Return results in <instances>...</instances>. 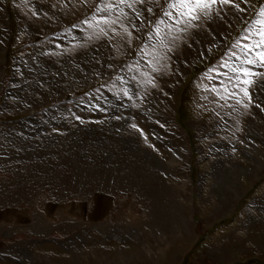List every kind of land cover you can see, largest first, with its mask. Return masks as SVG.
I'll use <instances>...</instances> for the list:
<instances>
[{
	"label": "rangeland",
	"instance_id": "rangeland-1",
	"mask_svg": "<svg viewBox=\"0 0 264 264\" xmlns=\"http://www.w3.org/2000/svg\"><path fill=\"white\" fill-rule=\"evenodd\" d=\"M34 2L53 9L50 12L47 11L49 8H41L42 11L37 12ZM117 2L118 0H3L1 4L0 10L4 15L7 13L8 18L5 23L0 17L1 29L5 23V29L1 30L4 43L0 49V68L5 71L2 86L0 85V141H3L0 147L8 144L4 143L8 138L4 135V130L13 129L22 137L25 134L23 126L38 119L42 121L36 124L48 125L46 134L48 131L63 135L65 130L56 122L50 121L49 117L61 109L65 112L66 123L71 127L76 129L79 125L86 126L88 141L91 140L92 131L93 134L109 136L102 130L101 123L106 119L114 120L116 132L113 130L111 135L117 146L108 155L89 143L80 144L82 141L77 140V136L72 137V144H67L71 148L70 159L58 162L50 155L55 161L54 163L49 157L48 161L54 165L51 172L40 170L44 167L41 164L46 163L42 157H31L30 160L34 161L31 163L36 164L40 170L37 174L39 178L31 179L29 182L32 184L29 183L25 189L19 186L20 181L15 171L23 168L26 160L18 155L10 158L3 166L7 165L11 170L8 174L0 166V196H8L0 198V264H80L83 259L91 257L90 263L102 264L94 261L95 255L103 259L104 264H121L123 259L127 261L141 257V244L148 245L149 242L152 246V258L149 255L147 261H139L138 264H169V261L172 264H264V207L260 208L263 204L260 201L264 197V169L259 176L252 175V179L248 178L249 170L252 169L250 166L253 167L255 163V156L248 149L255 144L258 150L264 152V64L246 63L253 56L244 47L260 40L255 33L261 28L257 21L261 19L259 13L264 8V0H231L230 3L216 0L209 9L210 16L201 14L199 20L191 22L180 17L177 10L169 8L172 0H145L143 4L136 3V11L142 13L139 17L127 7H123L125 16H121L119 8L98 11V8L108 3ZM66 3L69 6L66 7ZM234 5H238L239 10ZM147 8L152 11L148 12ZM53 11L60 12L63 20H56L55 15H52ZM169 11L173 13L172 16L165 15ZM105 17L115 23L105 25ZM75 31L80 33L78 40H66L62 37H68ZM213 40L217 41L210 45ZM104 43L109 46L108 56L93 54L94 60L98 62L100 59L97 64H104L106 61L109 63L103 72L108 71L104 79H94L84 73L86 68H83V71L76 72L77 78L70 80L71 82L63 80L58 86H53L52 90L44 83L48 79L47 74L39 77L36 82L32 79L31 89H26L24 93L16 90L15 81L23 77L22 69L15 62L17 58L26 57L36 48L46 49V58L56 62L53 66H48L47 73L51 77L56 72V65L64 67L59 65L63 64L60 59L65 53L73 58L81 52L91 56L92 51ZM88 65H92L90 61ZM40 68L38 70L41 72ZM243 70L256 75L245 77ZM125 77L133 82L131 88L125 82ZM245 79L254 80L248 87L250 100L241 91L245 87ZM79 80L81 84L77 82ZM168 80H177L178 89L170 91L164 85ZM108 94L117 99L114 102H123L126 106H119L112 114L110 105L105 104L103 111L99 107L96 112L94 102H89L90 96ZM153 97V106L164 117H168L170 113L165 99H172L174 128L171 123L160 119L157 124H153L143 117L141 110L150 105ZM251 121L254 122L253 125L250 124ZM158 128L162 129L159 133L156 132ZM253 130L259 131L260 135L255 137L253 132L249 136V132ZM32 139L34 150L46 145L40 135H35ZM249 140H254L253 144ZM54 141H50L52 147L58 143L57 139ZM188 142L192 147L190 149L186 147ZM132 150H137L135 155ZM175 158L186 162L187 170L192 174V185L188 187L191 191L182 183L187 173H183V176L166 173L171 170ZM76 161L81 162L84 173L76 170ZM126 163H129L128 170L133 177L141 178L144 171H148L155 176L161 175V178L166 176V181H163L164 185L158 181L151 183L147 194L150 198L147 205L151 212L148 211L144 216L129 212L126 217H120L116 229L118 233H114L116 235L112 237L101 233L106 228L111 230L112 226L103 229L99 226L112 221L117 209L126 211L134 201L136 205L141 202L136 187L128 186L131 192L123 191L126 199H120L121 202L117 195L120 192L111 190L118 181L116 165ZM219 163L224 168H218ZM235 165H242L246 171L241 173L238 182L243 190L240 192L242 195L235 201L230 197L228 208H224L219 214L209 215L219 206L220 195L213 189L215 173L234 181L235 175L231 171L235 169ZM26 166L29 167V163ZM120 176L122 179L126 177L123 182L129 180L128 175ZM167 183H170L169 186ZM40 194L43 197L37 200V197H41ZM192 195L195 212L187 203L188 197ZM169 197H175L178 201L180 198L181 201L175 204ZM191 215L193 219L189 221ZM131 222L132 225H129ZM130 226L132 227L129 228ZM181 227L185 228L182 236L178 233ZM156 252H160L158 257Z\"/></svg>",
	"mask_w": 264,
	"mask_h": 264
},
{
	"label": "bare ground",
	"instance_id": "bare-ground-1",
	"mask_svg": "<svg viewBox=\"0 0 264 264\" xmlns=\"http://www.w3.org/2000/svg\"><path fill=\"white\" fill-rule=\"evenodd\" d=\"M2 2H3V0H2ZM2 2L0 3V9H1V4H2ZM151 2V1H150ZM35 3V2H34ZM33 3V4H34ZM65 4V3H64ZM67 5H66V7L67 6H69L68 5V3H66ZM35 5L37 6V8H36V11L38 10V11H42V9H48L47 11H52V7H49V6H47V5H38L37 3H35ZM151 5V4H150ZM40 6V7H39ZM65 6V5H64ZM34 7V6H33ZM42 8V9H41ZM140 9V8H139ZM148 9V8H147ZM71 10V9H70ZM37 11V12H38ZM80 11V10H79ZM45 12V11H44ZM68 12V11H67ZM77 13V12H76ZM81 13H82V11H81ZM235 13L237 14V11H235ZM1 14H2V16H1ZM50 15V14H49ZM52 15H55L54 17H56V20H63L62 18H61V13L60 12H57V13H55L54 11L52 12ZM70 15V14H69ZM40 16V15H39ZM71 16V15H70ZM133 16V15H132ZM0 17H1V20H2V22H5L6 21V19L8 18V15H7V13L4 15L3 14V12H2V10H0ZM73 17V16H72ZM78 17V16H77ZM76 17V18H77ZM75 18V17H74ZM141 18V17H140ZM143 18V17H142ZM142 20V19H141ZM154 20V19H153ZM139 21V20H138ZM145 21V20H144ZM234 21V20H233ZM67 22V21H66ZM1 23V22H0ZM6 23V22H5ZM5 23H4V25L3 24H1V26L3 25V29H1V27H0V49H1V47L3 46V43H4V40L1 38V35L3 34V33H1L2 31L1 30H4L5 29ZM64 24V23H63ZM216 24V23H215ZM218 24V23H217ZM132 25H133V23H132ZM139 25V24H138ZM141 25V24H140ZM144 25V24H143ZM147 25V24H146ZM212 25H214V24H212ZM29 26V25H28ZM30 26H32L31 24H30ZM140 28V27H139ZM33 30V29H32ZM58 30V29H57ZM35 32V31H34ZM63 34V33H62ZM62 34H60V35H62ZM220 34V33H219ZM218 34V36L220 37V35ZM4 35V34H3ZM29 35V34H28ZM33 35V34H32ZM197 36V35H196ZM30 37V36H29ZM60 37V36H59ZM58 37V38H59ZM64 39H66V40H70L71 38L72 39H79L80 38V33H78L77 31H75L74 33H72V35H68V37L67 36H65V35H63L62 36ZM205 37V36H204ZM32 38V37H31ZM31 38H29V39H31ZM199 38V37H198ZM63 39V40H64ZM77 39V40H78ZM205 40L207 41V38L205 37ZM81 41V40H80ZM217 41V40H216ZM216 41H212V42H210L209 43V41H208V43L210 44V45H214V43H216ZM195 42H197V41H195ZM205 42V41H204ZM78 43V42H77ZM79 43H81V42H79ZM75 44V43H74ZM198 44V43H197ZM71 45V44H70ZM96 45H98V44H96ZM77 46V45H76ZM196 46V45H195ZM199 47H200V44L198 45ZM52 47V46H51ZM67 47V46H66ZM74 47H75V45H74ZM94 47V46H93ZM109 46L106 44V43H104L102 46H99V47H97L96 48V52L94 51H92V54H91V56H89V55H87L86 56V54H82V52L81 53H78L77 55H76V57L75 58H73L71 55H66V53L63 55V58L62 59H60V61H62V65L60 64L59 66H64L63 68L61 67V68H59L57 65H56V68H55V70H56V72L54 73V74H52L53 76H49V73H47L48 72V69H49V67L48 66H53L54 65V63H56L55 62V60H51V59H48V58H46L47 56H45L44 55V53H45V50L46 49H41V48H36L31 54H28L26 57H23V58H17V60H15V62H16V65L17 66H19V68H20V70L22 69V73H21V75L23 76V77H21V78H18V80L17 81H15V84H16V90L18 91V90H20L22 93H24L25 92V90L26 89H28V88H30L31 89V87H30V85H32V82H33V80L32 79H34L35 80V82H36V80H38V79H40L39 77H42V76H46V75H44V74H47L48 76H46V77H48V79L47 80H45V82L44 83H46L47 84V86H49L50 88L49 89H51L52 90V87L53 86H58V84H60L61 83V81H63V80H71L72 81V79H74V78H77L76 76H75V74H77L76 72L78 71V70H82L83 71V68L85 69L86 68V72L84 71V73H86V74H89L90 76H92L94 79H98V80H102V79H104L105 78V75L107 76L108 75V71H106L105 73H103L104 71H105V69L107 68V61H106V63H104V64H97V63H100L99 62V60L100 59H98V62L96 61V60H94L95 58H94V56H93V54L96 56V54H98L99 56L101 55V56H103V55H107L108 56V53H109V48H108ZM68 48V47H67ZM66 50V49H65ZM193 50V49H192ZM201 50V49H200ZM68 51V50H67ZM189 51H191V50H189ZM205 51V50H204ZM91 52V51H90ZM112 52H114V51H112ZM202 52V51H201ZM190 54V53H189ZM202 55V54H201ZM98 56V57H99ZM203 56V55H202ZM105 57V56H104ZM199 58V57H198ZM58 59V58H57ZM105 59V58H104ZM59 60V59H58ZM109 60V59H108ZM113 60V59H112ZM88 61H90V63L92 64L91 66L90 65H88ZM51 62H53L51 65H50V63ZM72 62H74L75 64H72ZM178 62H179V60H178ZM59 63H61V62H59ZM112 63V62H111ZM180 63V62H179ZM95 64V65H94ZM109 64V63H108ZM41 67V68H40ZM40 68V70H41V72L38 70ZM50 68H53V67H50ZM19 70V69H18ZM51 71H52V69H51ZM88 71V72H87ZM21 72V71H20ZM4 73H5V71L3 70V69H1L0 68V80H1V83H0V85L2 86V81H3V77H4ZM110 73V72H109ZM86 76V75H85ZM179 77L178 78H180V75H178ZM80 77V76H79ZM81 77H83V76H81ZM15 78V77H14ZM123 78V77H122ZM81 79V78H80ZM125 79V82L126 83H128V85H129V88H131L132 86H133V82L130 80V79H128V78H124ZM70 81V82H71ZM177 80H168V81H166L165 82V86L170 90V91H174V90H176V89H178V85H179V82L177 81ZM34 82V83H35ZM43 82V81H42ZM79 84H81V82H80V80L79 81H77ZM45 84V85H46ZM65 84V83H64ZM68 84V83H67ZM77 84V83H76ZM34 85V84H33ZM35 85H36V83H35ZM78 85V84H77ZM83 85V84H82ZM81 85V86H82ZM67 86H69V85H67ZM121 86V85H120ZM35 87V86H34ZM39 87V86H38ZM44 87H46V86H44ZM79 87V86H78ZM260 88V87H259ZM15 89V88H14ZM29 89V90H30ZM34 89V88H33ZM42 89V88H41ZM77 89V88H76ZM15 90V91H16ZM39 90V89H38ZM50 90V91H51ZM36 92V91H35ZM26 95V94H25ZM24 95V96H25ZM32 95V94H31ZM261 96V95H260ZM22 98V97H21ZM29 98H30V96H29ZM33 98V97H32ZM163 99V98H162ZM19 100V99H18ZM114 100L115 101H117V99H115L114 97H111V96H109V94L108 95H103V96H95V95H91L90 96V99H89V102H91L92 104H93V102H94V104H93V107H94V110L97 112L99 109L100 110H104V108H105V104L106 105H110V107H111V109L112 110H110V112L113 114V111L114 110H116L117 108H119V106L120 107H122V106H126V105H124V103L122 102V103H119L118 104V102H114ZM23 101V100H22ZM20 102V101H19ZM126 102V101H125ZM154 102H155V98L153 97V98H151L150 99V105L147 107H145L143 110H141L142 111V115H143V117L147 120H149V121H151L153 124H157V121L159 122V119L161 120V121H164L165 123H171L172 125H173V128H174V125H175V123H174V115L172 116V112H174L173 110V108H172V105L174 104L173 103V101H172V99L171 100H166L165 99V102H166V106H167V108H168V110L170 111V113H169V116L168 117H164L160 112H158V110L157 109H155V107L153 106L154 105ZM158 103V102H157ZM165 104H163V106H164ZM118 106V107H117ZM161 106V105H160ZM100 107V108H99ZM99 108V109H98ZM107 108V107H106ZM127 108H128V106H127ZM93 109V108H92ZM125 109V108H124ZM107 111V110H106ZM261 112V111H260ZM65 113V112H64ZM63 112H62V109L61 110H58L56 113H52V114H50L49 115V117H51V119H50V121L52 120L53 122H56L57 124H59L64 130H65V132L63 133V135H61L60 133H49L48 131H47V134L45 133L46 132V127L48 126V125H45L44 123L43 124H41V125H38V124H36V122H39V121H42V119L41 120H35V121H31L30 123H28V124H25L24 126H23V131L25 132V134H24V136H20V135H18V134H16L15 133V131L13 130V129H9V130H4L3 131V133H4V135H7L8 136V138H6L5 139V141H4V143L6 142V143H8V144H5V145H2L1 147H0V166L2 167V170L4 171V172H6L7 174L8 173H11V170L7 167V165L5 166V167H3L4 166V164L6 163V162H8V160L10 159V158H12V157H16L17 155H18V157L19 158H22V159H24V160H26V163L22 166L23 168H21L20 170H16L15 172H16V174L18 175H16V177L19 179V181H20V184H19V186L21 187V188H24L25 189V187L26 186H28L29 185V183H31V182H29L31 179L32 180H35V178L37 177V174H38V172L42 169V171H44V170H46V172H51V169H52V167L54 168V165L52 164V163H50L48 160H49V157H51L50 155H52L58 162H62V161H64V160H68V159H70V157H71V148L69 147V146H67V144H72V142H71V138L73 137H75V136H77L76 138H77V140H79L80 139V141H82V143L80 142V144H88L89 143V145L90 146H92L93 148H97V149H101L102 151H104V152H107V154L109 155L110 154V152H111V149L113 148V147H116L117 145V143L113 140V138H112V133H113V130L116 132V130H115V128H116V126H115V121L114 120H112V119H106V120H103L102 121V126H101V128H102V130L104 129L105 130V134H107V135H109V136H104V135H100V134H93V131L91 132V134L92 135H90L91 136V140L90 141H88V138H86V134H87V132H85L86 131V126H81V125H79V126H77V128L75 129V127H71L69 124H67L66 123V121H65V114H64ZM99 113V112H98ZM67 115V114H66ZM115 115V114H114ZM114 115H112V116H114ZM100 116V115H99ZM101 118V117H100ZM110 118V117H109ZM49 119V118H48ZM69 119V118H68ZM124 119V118H123ZM127 119V118H126ZM251 120V119H250ZM249 120V121H250ZM256 123V122H255ZM49 124V123H48ZM81 124V123H80ZM250 124L251 125H253L254 124V122H250ZM20 126V125H19ZM22 126V125H21ZM39 126H41V129H40V127ZM39 127V128H38ZM155 127V126H154ZM252 127V126H251ZM157 128V127H156ZM159 128H160V126H159ZM156 129V132L157 133H159L160 132V130L162 131V129ZM256 128V127H255ZM178 129H181V128H178ZM91 130H93V129H91ZM173 130V129H172ZM155 132V133H156ZM253 132H254V134H256V136L255 137H257L258 135H260L259 134V131H257V130H253V131H251V133L249 132V136L252 134L253 135ZM35 135H40V137H41V139H42V142H46V145H41L42 147H41V149H38V150H34L33 148H32V145H33V139H32V137L33 136H35ZM263 135V134H262ZM253 137V136H252ZM262 137V136H261ZM102 138H103V140H102ZM55 139H57V141H58V143H56L57 145L55 146H53L52 147V142H55L54 140ZM92 139H94V140H92ZM157 139V138H156ZM173 139V138H172ZM50 141H52V142H50ZM250 141V143H252L253 144V141H251V140H249ZM3 141H0V143H2ZM161 142V141H160ZM38 143V142H37ZM183 143V142H182ZM181 143V144H182ZM35 144V143H34ZM39 144V143H38ZM218 144H220V143H218ZM73 145H75V144H73ZM77 145V144H76ZM121 145V144H120ZM167 145V144H166ZM170 145V144H169ZM78 146V145H77ZM175 146V145H174ZM217 146V145H216ZM215 146V147H216ZM253 146L254 147H250L248 150L249 151H251L252 152V154L255 156V163H254V166L252 167V166H250L252 169H250L249 171H250V173H249V171H248V173H249V176H248V178L249 179H252L253 178V176L252 175H255V176H259V174L263 171V169H264V152H262L261 150H258V148H257V145H255V144H253ZM119 147V146H118ZM172 147V146H171ZM186 147H187V149H190V148H192L191 147V144H190V142H188V145H186ZM168 149V148H167ZM212 149V148H211ZM76 150V149H75ZM78 150V149H77ZM124 150V149H123ZM16 151H17V154H15L16 153ZM79 151V150H78ZM120 151V150H119ZM135 151H137V150H135ZM135 151L134 150H132V153H133V155H135ZM188 151V150H187ZM217 151H219V150H217ZM221 151V150H220ZM13 152H15V153H13ZM94 152V151H93ZM124 152V151H123ZM250 152V153H251ZM33 153H36V154H33ZM170 153V152H169ZM222 153V152H221ZM224 153V152H223ZM15 154V155H14ZM119 154V153H118ZM127 154V153H126ZM151 154V153H150ZM150 154H148V155H150ZM170 154H172V153H170ZM174 154H175V152H174ZM173 154V155H174ZM37 155V157H42L43 158V160H44V162H46V163H43V164H41L42 166H44L43 168H40V170L38 169V166L36 165V164H34V163H31L32 161H33V159L32 160H30L31 159V157L32 156H36ZM84 155H85V153H84ZM87 155V154H86ZM144 155V154H143ZM82 156H83V153H82ZM151 156V155H150ZM149 156V157H150ZM92 157V156H91ZM109 157V156H108ZM121 157V156H120ZM188 157V156H187ZM249 157V156H248ZM52 158V157H51ZM105 158V157H104ZM119 158V157H118ZM126 158V157H125ZM156 158V157H155ZM158 158V157H157ZM169 158V157H168ZM254 158V157H253ZM115 159V158H114ZM134 159V158H133ZM151 159V158H150ZM52 160L54 161V159L52 158ZM117 160V159H116ZM152 160H154V158H152ZM159 160V159H158ZM136 161V160H135ZM151 161V160H150ZM170 161V160H169ZM223 161V160H222ZM22 161H20V163H21ZM34 162V161H33ZM107 162H110L109 160L107 161ZM151 162H153V161H151ZM154 162H155V160H154ZM225 162V161H224ZM29 163V167H27L26 165ZM54 163H55V161H54ZM94 163H96V162H94ZM149 163V162H148ZM219 167L218 168H224V166L222 165V164H220L219 163ZM63 166H65V165H63ZM128 166H129V163H126V164H124V165H116V175L118 176V181L117 182H115L114 183V186H113V188L111 189V190H117L118 192H120V193H117V195H118V198H119V201H120V199L121 200H123V199H126V197H125V195L124 194H126L125 192L124 193H122L123 191H126V190H128V191H126V192H131L128 188V186H130V187H132V188H137L138 190H136V191H138V194L141 196V202L139 203V205H136V203H135V201H134V204H132V205H130V208H129V210H124V209H117L116 211H115V209H114V219L112 220V221H110V222H107V223H103V224H101L100 226H99V228H101V229H103V228H106V226H112V228H111V230H108L107 228H106V230L105 229H103V231H105V232H101V233H105L106 235H110V236H114V235H116V234H114V233H118L117 232V224L120 222V217H126L127 215V213H131V212H136L139 216H141V215H145V213L147 214V212L149 211V212H151V210L150 209H148V205H147V201H149L150 200V198L148 197V191H149V188L151 187V183L153 184V182H159V184H163L164 185V183H163V181H166V179H165V177L164 178H161V175H160V177L159 176H155L154 174L152 175V174H150L148 171H147V173L144 171V175H142V177L141 178H139V177H137V176H131V172L128 170L129 168H128ZM148 166V165H147ZM146 166V167H147ZM232 166H233V164H232ZM16 167V166H15ZM18 167V166H17ZM61 166H59V168H60ZM74 167L76 168V170L79 172V173H84L85 172V169L83 168V165L81 164V162L79 161H76V162H74ZM112 167V166H111ZM217 167V166H216ZM114 168V167H113ZM133 168H134V166H133ZM151 168H153V167H151ZM171 170L169 171H165L166 173H168V174H171V173H173V174H186L187 173V175L189 174V172H188V170H187V164H186V162H181V161H178L176 158L172 161V165H171ZM170 168H168V169H170ZM234 168V167H233ZM103 169V168H102ZM214 169V168H213ZM216 169V168H215ZM54 170V169H53ZM76 170H74V171H76ZM103 170H105V168L103 169ZM153 170H155V169H153ZM233 171H231L234 175H235V179H234V181H231L230 179H228V177H220L217 173H215V175H214V179H215V184H214V186H213V189H214V191H217L218 192V194L220 195V199L218 200V202H219V206H216V209H213V213L211 212L209 215H214V214H219V213H221L223 210H225L224 208H228L229 207V205L230 204H228V201H230L229 200V198L231 197L232 199H233V201H235V200H238L239 198H240V196L242 195V194H240V192L241 191H243L241 188V185L239 184V186H238V182H239V178L241 177V173H243V172H246L245 171V169H244V167L242 166V165H235V169H232ZM2 171V172H3ZM65 171V170H64ZM102 171V170H101ZM151 171V170H150ZM158 171V170H157ZM156 171V173H158ZM191 171V170H190ZM100 172V171H99ZM104 172V171H103ZM112 172V171H111ZM152 172V171H151ZM217 172V171H216ZM225 172V171H224ZM153 173V172H152ZM165 173V174H166ZM207 173V172H206ZM101 174H103L102 172H101ZM122 174H125V176H127L128 177V179L129 180H127V182H123V180H125V178L126 177H124V179H122V176H120V175H122ZM141 174V173H140ZM143 174V173H142ZM158 174H160V173H158ZM157 174V175H158ZM111 175V174H110ZM139 175V174H138ZM187 175H186V178L184 177V180L182 181V183H184L185 184V188H188L189 186H191L192 184V174L190 173L189 174V177H187ZM11 176V175H10ZM131 178H130V177ZM140 176V175H139ZM152 176H154V177H152ZM163 176V175H162ZM183 176V175H182ZM64 177V176H63ZM109 177V176H108ZM119 177H120V179H119ZM177 177V176H176ZM37 178H39V177H37ZM76 178V177H75ZM84 178V177H83ZM82 178V179H83ZM104 178V177H103ZM62 179V178H61ZM164 179V180H163ZM213 179V180H214ZM103 180V179H102ZM174 180V179H173ZM40 181V180H39ZM101 181V179H99V182ZM177 181V180H176ZM52 182V181H51ZM178 182V181H177ZM45 183V182H44ZM90 183V182H89ZM32 184V183H31ZM168 184V183H167ZM170 184V183H169ZM169 184H168V186H169ZM178 184V183H177ZM183 184V185H184ZM40 185V184H39ZM38 185V186H39ZM34 186V185H33ZM76 186V185H75ZM159 186V185H158ZM15 187V186H14ZM19 187V188H20ZM41 187H43V186H41ZM65 187V186H64ZM20 188V189H21ZM49 188H50V186H49ZM78 188V187H77ZM153 188V187H152ZM163 188V187H162ZM69 189V188H68ZM173 189V188H172ZM181 189V188H180ZM11 190V189H10ZM43 190V189H42ZM41 190V191H42ZM108 190V189H107ZM144 190L146 191L147 190V193L145 192L144 193ZM159 190V189H158ZM168 190V189H167ZM170 190V189H169ZM188 190H190L189 188H188ZM13 191V190H12ZM51 191H52V189H51ZM70 191V190H69ZM74 191V190H73ZM191 191V190H190ZM18 192H20V191H17V193ZM39 192V191H38ZM82 192V191H81ZM104 192V191H103ZM108 192V191H107ZM133 192V191H132ZM181 192V191H180ZM52 193V192H51ZM70 193H72V192H70ZM114 193V192H113ZM134 193V192H133ZM163 193V192H162ZM215 193V192H214ZM169 194V193H168ZM188 194V193H187ZM3 195V194H2ZM0 196V198L1 199H3L2 197H5V198H7L8 196H7V194H4L3 196ZM41 195V194H40ZM50 195H52V194H50ZM60 195V194H59ZM73 196H74V194H72ZM173 195V194H172ZM171 195V196H172ZM177 195V194H176ZM20 196V195H19ZM54 196V195H53ZM57 196V195H56ZM61 196H62V194H61ZM124 196V197H123ZM175 196V195H174ZM190 196V195H189ZM15 197V196H14ZM14 197H13V199H14ZM43 196L41 195V197L39 196V197H37L36 199L37 200H40L41 198H42ZM167 197V196H166ZM179 197V196H178ZM169 198H171V197H169ZM17 199V198H16ZM15 199V200H16ZM66 199H69V198H66ZM167 199V198H166ZM186 199V198H185ZM194 199H195V194H194ZM171 200L175 203V204H178L177 202H180L181 201V199L179 198V200L180 201H178V199H176L175 197H173V198H171ZM36 201V200H35ZM139 201V200H138ZM37 202H39V201H37ZM121 202V201H120ZM168 202V201H167ZM171 202V201H170ZM172 202V203H173ZM260 202H262L263 204L261 205V207L258 205V207H260V208H263L264 207V197L261 199V201ZM36 203V202H35ZM164 203V202H163ZM187 203H188V205H189V207L192 209V211L193 212H195L196 211V209H195V204H194V202H193V195L191 196V197H188V200H187ZM118 204H120V203H118ZM183 204V206H184V203H182ZM261 204V203H260ZM21 205V204H20ZM139 206V207H138ZM177 206V205H176ZM33 207V206H32ZM118 208V207H117ZM141 208V209H140ZM178 208H179V206H178ZM193 208H194V210H193ZM32 210V209H31ZM40 211V210H39ZM113 211V210H112ZM177 211V210H176ZM44 212V211H43ZM188 212V211H187ZM34 213V212H33ZM32 213V214H33ZM39 213V212H38ZM183 214V213H182ZM39 214H37V216H38ZM34 216V215H33ZM32 217V216H31ZM39 217H41V216H39ZM65 217V216H64ZM64 217H62V218H64ZM36 218V217H35ZM42 219V218H41ZM188 219H189V216H188ZM192 219H193V215H191L190 216V219H189V221H192ZM49 220V219H48ZM187 220V219H186ZM125 221V220H124ZM188 221V220H187ZM188 221V222H189ZM121 222H123V221H121ZM37 223V222H36ZM42 223V222H41ZM69 223V222H68ZM43 224V223H42ZM53 224V223H52ZM62 224V223H61ZM129 224V223H128ZM134 224V223H133ZM139 225L141 224V223H138ZM142 224H144V223H142ZM161 224V223H160ZM190 223H188V225H189ZM32 225V224H31ZM43 225H45V224H43ZM64 226L66 225V223L65 224H63ZM61 226V227H64V226ZM96 225V224H95ZM125 224H123V226H124ZM129 225H132V222H131V224H129ZM134 225H136V224H134ZM164 225V224H163ZM191 225V224H190ZM35 226V225H34ZM98 226H97V228H98ZM114 226V227H113ZM158 226V225H157ZM162 226V225H161ZM45 227V226H44ZM50 227V226H49ZM132 226H130L129 228H131ZM165 227V226H164ZM8 228V227H7ZM43 228V227H42ZM46 228H47V226H46ZM58 228V227H57ZM85 228H86V226H85ZM98 228V229H99ZM122 228V227H121ZM134 228V227H133ZM159 228V227H158ZM157 228V229H158ZM161 228V227H160ZM166 228V227H165ZM6 229V228H5ZM54 229H56V228H54ZM91 229V228H90ZM123 229H124V227H123ZM122 229V230H123ZM139 229H141V228H139ZM156 229V228H155ZM37 230V229H36ZM40 230H42V229H40ZM43 230H45V229H43ZM57 230V229H56ZM59 230V229H58ZM128 230V229H127ZM188 230V229H187ZM4 231V230H3ZM46 231V230H45ZM65 231H68V230H65ZM69 231H71L70 229H69ZM129 231V230H128ZM142 231V230H141ZM164 231V230H163ZM185 231V228L184 227H181V230L178 232L179 234H180V236H182L181 234H182V232H184ZM48 232V231H47ZM138 232V231H137ZM166 232H167V230H166ZM38 233V232H37ZM51 233V232H50ZM66 233V232H65ZM70 233V232H69ZM78 233V232H77ZM133 233V232H132ZM86 234V233H85ZM85 234H83L84 236H85ZM104 234V235H105ZM125 235V234H124ZM129 235V234H128ZM64 236V235H63ZM70 236V235H69ZM72 236V235H71ZM118 236V235H117ZM123 236V235H122ZM74 237V236H73ZM115 237V236H114ZM155 237V236H154ZM85 238H86V236H85ZM177 238H179V237H177ZM153 239V238H152ZM125 240V239H124ZM164 240V239H163ZM166 240V239H165ZM171 240V239H170ZM74 241V240H73ZM79 241V240H78ZM92 241V240H91ZM123 241V240H122ZM175 241H176V239H175ZM155 242V241H154ZM165 242V241H164ZM237 242V241H236ZM67 242H65V244H66ZM147 243V242H146ZM161 243V242H160ZM159 243V244H160ZM138 244H140V243H138ZM156 244H158V243H156ZM163 244V243H162ZM161 244V245H162ZM169 244V243H168ZM13 246V245H12ZM66 246V245H65ZM157 246V245H156ZM13 247H15V246H13ZM71 247V246H70ZM141 247H142V249H143V252H142V256L140 257H136V258H134V259H130V260H127L126 261V259H123V263H121V260H119V262L121 263V264H127V263H133V264H138L139 263V261H140V263H141V261H143V260H146L147 261V258H148V256L149 255H151L150 257L152 258V254H151V251H152V246H151V244H150V242H149V244L148 245H146L145 243H142L141 244ZM159 247V246H158ZM16 248V247H15ZM97 248V247H96ZM157 248V247H156ZM159 248H161V247H159ZM137 249H139V247L137 248ZM136 249V250H137ZM11 250V249H10ZM69 250V249H68ZM153 250H155V249H153ZM5 252V251H4ZM121 252V251H120ZM219 252V251H218ZM10 253V252H9ZM101 253H102V251H101ZM118 253V252H117ZM153 253V252H152ZM159 253L160 252H156L155 254H156V257H158L157 255H159ZM163 252H161V254H162ZM100 254V253H99ZM128 254V253H127ZM73 255V254H72ZM80 255H81V253H80ZM101 255V254H100ZM126 255V254H125ZM31 256V255H30ZM35 256V255H34ZM79 256V255H78ZM132 256V255H131ZM137 256V255H136ZM120 257V256H119ZM128 257V256H127ZM134 257H135V254H134ZM160 257V256H159ZM223 257V256H222ZM79 258V257H78ZM82 257H80L79 259H81ZM93 257H91V259H92ZM94 261L95 262H98V261H100L102 264H104L103 263V259H99V257L98 256H94ZM163 258V257H162ZM91 259H83L82 261H80L81 263L80 264H92L93 262H91L90 263V260ZM106 259V258H105ZM122 259V258H121ZM159 259H161V257L159 258ZM33 260V259H32ZM37 260V259H36ZM107 260V259H106ZM153 261V260H152ZM144 262V261H143ZM155 262H157V261H155ZM161 262H162V260H161ZM29 263V262H28ZM159 263H160V260H159ZM169 264H172L170 261L168 262ZM95 264V263H94ZM116 264H118V263H116ZM157 264V263H156Z\"/></svg>",
	"mask_w": 264,
	"mask_h": 264
},
{
	"label": "snow or ice",
	"instance_id": "snow-or-ice-1",
	"mask_svg": "<svg viewBox=\"0 0 264 264\" xmlns=\"http://www.w3.org/2000/svg\"><path fill=\"white\" fill-rule=\"evenodd\" d=\"M145 0H118L117 3H108L107 5H104L100 8H98V11L104 12L106 10H113V9H120L121 16H125L126 13L123 12V7H127L129 9H132V11L135 13L137 17L142 15V13L137 12L135 8L136 3L143 4ZM220 3H230L231 0H219ZM216 3V0H172V2L169 4L170 9H175L179 12L180 17H185L187 19V22H191L194 20H199L201 14L205 16H210L209 9L211 8L212 4ZM239 10L238 5H234ZM148 12H151L152 9L148 8L146 9ZM166 16H172L173 13L171 11L165 13ZM261 19L257 21L258 24L261 25V28L256 31L255 35L260 38L259 42L253 41L251 46L245 45L244 47L246 50L253 56V58H250L246 61L248 64H254V63H262L264 64V8L261 9L259 13ZM104 24L111 26L115 22L104 18ZM179 18H177V23H179ZM123 27V24L121 25ZM135 27V25H133ZM127 30V29H126ZM103 32V29H101ZM157 33L159 32V29L157 28ZM105 35L107 33H104ZM236 71V69H233ZM245 77L255 76L256 74L249 72L248 70H243ZM245 87L241 89V91L244 93L245 96L248 97V99H251V96L248 92V87L251 86L254 83V80L245 79L243 81ZM259 87V85H258ZM231 95H236V93H231ZM247 106V105H246Z\"/></svg>",
	"mask_w": 264,
	"mask_h": 264
}]
</instances>
